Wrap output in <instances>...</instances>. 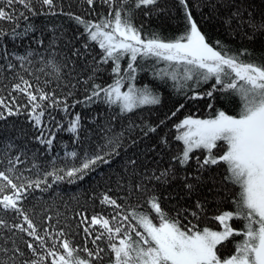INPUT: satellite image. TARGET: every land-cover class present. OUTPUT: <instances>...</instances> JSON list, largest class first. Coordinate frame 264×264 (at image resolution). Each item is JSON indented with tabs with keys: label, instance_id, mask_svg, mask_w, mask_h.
<instances>
[{
	"label": "snow or ice",
	"instance_id": "6c2138e0",
	"mask_svg": "<svg viewBox=\"0 0 264 264\" xmlns=\"http://www.w3.org/2000/svg\"><path fill=\"white\" fill-rule=\"evenodd\" d=\"M261 38L254 0H0V264H264Z\"/></svg>",
	"mask_w": 264,
	"mask_h": 264
},
{
	"label": "trees",
	"instance_id": "16d2710c",
	"mask_svg": "<svg viewBox=\"0 0 264 264\" xmlns=\"http://www.w3.org/2000/svg\"><path fill=\"white\" fill-rule=\"evenodd\" d=\"M254 6L256 8H264V4H261V0H254ZM73 11H79L81 13H83L84 9L80 8L77 9L75 7V3L73 4ZM205 13H207V9H204ZM140 19H143L145 22V29L148 30L149 28L151 29H159L160 31L163 32L164 35L168 36V35H174L177 33L178 31V25L179 22L178 20H173V21H164L163 17H161L160 20H157L156 18H152L151 20H148L147 18L141 16ZM197 19H199V16H197ZM37 23H39V20L36 21ZM137 23H139V20L137 21ZM202 28L203 31L205 33H207V35L211 38V39H215L217 38V36H221L223 35V28L220 27V22L218 20L215 21H210L208 23H203L202 24ZM261 40H264V38H261ZM261 40H258L256 43V47H260V43ZM236 45L239 46V42H236ZM244 46H249L251 47L250 44H248L247 41L244 42ZM207 87V86H205ZM216 95V99L215 100H210V99H204L201 101H198L196 104H191L189 103L188 106L186 107V109L181 113V116L188 114L189 112H192L198 116L204 117L209 113V109L207 107V105L209 103L213 104L216 108H220V107H225L229 112L232 111V105L228 103L227 100L221 99L220 94H215ZM174 103V98H171L167 91H165L164 94V103H163V107L158 108L156 110L155 113H153L150 117V119L152 120V122H156L157 121V117L160 116L162 117L163 114L172 107V104ZM99 110V109H97ZM76 111H81V109L78 107L76 109ZM84 115L87 116L89 115L87 110H84ZM145 117H148V113L145 112L144 113ZM85 124H87V121L85 120ZM62 139L64 140H68V136L64 135L62 137ZM155 143V137H152L151 139H145V141H143L138 147L139 148H143L145 145L151 146L152 144ZM68 150H71V148H69ZM136 148H132L129 149V154H131L133 151H136ZM164 166L166 165V161L164 163ZM118 167V162L117 164L113 165V168ZM109 171V169L106 166H102L98 172L94 175H92L89 179L85 180L83 182L82 185L79 186V188H77L76 186H65L64 190L66 192L67 195H72L74 192H79L81 194V203H83V194L84 191L86 189L89 188L90 184H95L96 181L99 179V176L103 173H107ZM174 203V201L172 202ZM89 207H91L90 205H87ZM72 207L75 208L77 207L75 205V202H72ZM225 209L229 208V205H224ZM61 211H64V208L61 207L60 208ZM97 211H99V208L97 207L96 209ZM54 222V221H53ZM203 226V225H202ZM208 226L210 227H215V225L209 224ZM236 227H240V223L236 222ZM77 241H79V238L77 237Z\"/></svg>",
	"mask_w": 264,
	"mask_h": 264
}]
</instances>
